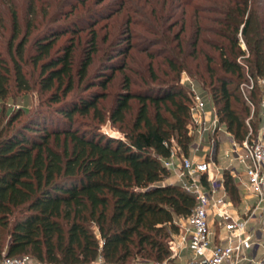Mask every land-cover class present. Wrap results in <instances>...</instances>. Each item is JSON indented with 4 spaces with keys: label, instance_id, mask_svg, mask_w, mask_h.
Here are the masks:
<instances>
[{
    "label": "trees",
    "instance_id": "1",
    "mask_svg": "<svg viewBox=\"0 0 264 264\" xmlns=\"http://www.w3.org/2000/svg\"><path fill=\"white\" fill-rule=\"evenodd\" d=\"M52 1L55 10L30 45L29 59L39 69L35 80L31 81L24 69L27 35L9 44L7 56L0 50V99L13 89L27 91L38 86L46 104L24 119L19 118L23 115L20 109L7 118L0 109V254L3 250L8 255L27 253L45 264L91 263L98 257L108 264L171 260L167 238L178 230L175 219L189 215L195 204L194 195L179 182L167 181L170 171L161 161L169 155L172 140L179 153L188 154L193 138L191 91L180 85L179 74L185 70L209 89L218 122L235 140L242 141L248 131L246 102L257 103L258 94L264 98V87L256 83L249 97L240 90L246 77L264 79V0H143L139 8H144L145 2L150 4L144 11L133 8L132 0L104 3L100 9L96 6L104 0ZM181 3L191 6L194 17L186 39L182 25L172 30L182 18V10L181 16L175 14ZM122 8L125 31L131 11L151 19L146 29L154 38L145 39L163 46L159 52H164L160 54L172 74L158 85L142 89H131L125 76L107 118L121 124L131 98L138 101V108L133 123L121 129L124 136L114 137L91 123L83 129L76 125L77 115L92 114L100 122L104 120L105 113L98 107L102 91L90 90L71 99L66 96L74 88L75 78L84 79L98 50L93 26ZM9 9L15 36L18 16L12 5ZM26 12L36 15L33 7ZM170 18L173 20L168 22ZM79 21L86 22L90 33L74 68V39L53 49L59 35L70 31L75 36L80 31ZM241 38L246 49L241 48ZM115 41L111 48L117 51L109 53L103 66L112 71L126 64L117 66L112 60L128 54L134 46L128 32L113 45ZM142 46L150 56L147 45ZM209 49L216 51L215 55ZM199 55L202 62L189 67V57ZM110 75L102 73L87 88L96 84L104 89ZM51 117L62 118L65 125L47 126L46 119ZM260 119L264 123V108ZM224 185L231 199L238 201V187L227 169Z\"/></svg>",
    "mask_w": 264,
    "mask_h": 264
},
{
    "label": "rangeland",
    "instance_id": "2",
    "mask_svg": "<svg viewBox=\"0 0 264 264\" xmlns=\"http://www.w3.org/2000/svg\"><path fill=\"white\" fill-rule=\"evenodd\" d=\"M33 4H30V0H0V17H2L3 21L0 22V50L4 55L7 56V47L10 43L16 44L18 40L24 35H27L26 38V46L24 51V69L28 76V78L35 80L38 76L39 69L34 64L31 63L29 59L30 55V45L31 42L37 33V31L43 26V23L46 22V18L50 17L52 11L55 10L54 1L52 0H32ZM52 1V2H49ZM114 1L119 4V0H104L96 7L100 9V7L104 4H110ZM198 1V0H196ZM143 0H132L130 2L133 8L139 9L140 11H144L148 9L149 3L145 2L144 8H139L140 4ZM200 3H208L205 0H200ZM177 4V3H176ZM10 5L13 6L14 10L17 13L18 21H17V32L16 35L13 36L11 32V20H10ZM31 5V6H30ZM114 5V4H112ZM33 7V10L36 11V15L30 16L26 11H29ZM46 11H43V9ZM64 9H68V6H64ZM183 11L181 20H176V24L173 26L172 30H178L180 26H183L182 34L185 35V39L188 37L190 31L193 29L192 22L194 21V17L192 15V10L190 5H182V3L178 6L177 12L175 13L177 16L178 14L181 16L180 11ZM45 12V14H42ZM74 13H80V11L75 10ZM125 8H122L116 14L111 16L108 20L104 18H100L99 21L93 26V28L97 32V46L98 50L93 54V60L90 64L87 74L83 80H77L75 78L74 88L67 94L66 98L71 99L72 97L84 94L90 90H98L102 91L103 96L98 100V107L102 113H105V118L103 121H99V118L96 116H92V114L88 116H76L77 124L80 127L86 128L87 123H91L93 125L98 126V130L106 135L114 136V137H123L124 133L121 129L131 125L133 123L134 117L137 112L138 108V101L135 98H131L129 100L130 107L126 111L125 119L122 123H112L107 118L108 110L112 107L117 92L123 89V83L125 76H128L130 79V88L131 89H142L145 85H158L162 80L164 81L169 77L170 73L168 64L163 57L164 52L162 51L163 46L161 45H154L145 39L149 37L150 39L154 38V35L148 31L147 25L151 24V19L143 17L139 15V13L131 11V21L129 24V29L125 31L124 28V15ZM100 14V15H99ZM98 15L101 16V12ZM81 15V14H80ZM179 16V17H180ZM31 17V18H30ZM71 18H75L77 16H70ZM30 18L31 26L28 27L27 21ZM71 18H68L70 20ZM124 19V20H123ZM68 21L66 18L64 19ZM173 20L170 18L168 22ZM63 21V20H60ZM88 21L87 19L85 20ZM86 22L79 21L78 27H82L75 36H72L73 33L67 31L59 35L55 41V46L53 50H56L62 47L64 44L70 43L72 39H74V68L78 67L79 62L82 58V51L87 45V37L90 33V28L87 26ZM159 27V26H158ZM124 31V32H123ZM160 31V29H159ZM126 32L130 33V41L133 43V47L129 49L128 54L126 55H117L112 61H114L117 66L120 63L126 62L124 64L123 69H116L114 71L110 70L109 68H103L105 66L106 61H108V55L113 51L111 48V44L116 39H120L126 36ZM117 36V37H116ZM13 37V38H12ZM115 40H112V38ZM116 40V41H117ZM116 41L113 45L116 44ZM142 45H147L146 51H150L151 55L144 50H141L140 47ZM185 50L188 49V45L186 43L183 44ZM143 47V46H142ZM241 48L246 49V44L244 39L241 38ZM117 50L114 49L113 52ZM209 51L215 55L216 51L209 49ZM162 53V54H160ZM166 53V52H165ZM183 55V54H181ZM189 67H193L196 62H202V58L199 55L197 58L192 59L189 57ZM151 65V68H149ZM155 73L157 76L156 78H152L153 74ZM168 72V75L166 74ZM102 73L111 74L110 80L107 82V85L104 89L101 86L93 84V86L87 88L88 83H96L101 77ZM179 83L183 86L184 90L190 91V85L193 83L195 89L200 92L206 100H208L207 108H210L212 105L211 96L209 93L208 88H203L202 82L198 80L196 76H190L189 73L185 70L181 71L179 74ZM255 84L258 87H264V79L261 77H252V78H245L240 85V90L245 97L250 94V90L252 87L249 85ZM254 86V85H253ZM259 94L256 96L257 103L250 104L246 102L247 106L249 107V114L245 117V123L247 125V133L246 136H250L251 138H255L260 134L262 131V127L264 126L263 120L260 119L262 115V109L264 108L263 100L264 98H258ZM46 107V104L43 103V99L40 95L38 86H33L30 90L27 91H17L12 90L5 98L0 99V109H4V116L7 118L10 114L18 109L21 110L22 114L19 118L24 119L29 113L34 111L37 108ZM152 111V109H150ZM254 128H253V123ZM46 125L51 126H60L63 127L65 122H63L62 118H48L46 119ZM119 125L120 126L119 128ZM218 126L220 128H218ZM126 129V128H125ZM190 132L193 135L191 141V147L188 154L196 153L200 157L204 158H211L218 162L222 167H225L228 164V160L224 155V150L229 146V140L232 135L226 130L225 125L223 123L217 122L216 128L212 126L209 127L203 134L202 138H199L198 133L196 131V127L194 125H190ZM214 129V130H213ZM226 131L228 133H226ZM230 134V135H229ZM218 152V153H217ZM226 169V168H224ZM240 169V166H239ZM233 201L235 208H238L239 200ZM177 219V218H176ZM257 236L259 239L260 244L258 245L257 250L253 253L256 255L257 264H264V234L257 232ZM172 259V258H171ZM38 261V260H37ZM171 261V260H170ZM173 262V263H172ZM172 264H177L174 260ZM38 264H45L43 262L38 261ZM91 264H96L91 262ZM128 264H138V262L131 261Z\"/></svg>",
    "mask_w": 264,
    "mask_h": 264
},
{
    "label": "built area",
    "instance_id": "3",
    "mask_svg": "<svg viewBox=\"0 0 264 264\" xmlns=\"http://www.w3.org/2000/svg\"><path fill=\"white\" fill-rule=\"evenodd\" d=\"M249 86H253L252 82ZM190 91V125L196 127L199 138H202L209 127L216 128V109L213 104L207 108L208 100L193 83ZM248 102L252 104L250 100ZM229 143L224 150L229 160L227 167L196 153H179L180 148L173 140L169 155L161 159L162 164L177 175V182L195 197L190 214L175 219L178 230L167 238L170 258L178 257L187 248L192 255L190 264H257L253 254L260 244L257 232L264 234V126L255 138L247 135L242 141H237L231 137ZM224 168L238 187V208H235L225 188ZM214 223L222 230L221 233L214 232ZM94 263L108 264L103 263L101 257ZM0 264H38V261L27 253L8 255L3 250ZM140 264L172 263L163 259Z\"/></svg>",
    "mask_w": 264,
    "mask_h": 264
},
{
    "label": "crops",
    "instance_id": "4",
    "mask_svg": "<svg viewBox=\"0 0 264 264\" xmlns=\"http://www.w3.org/2000/svg\"><path fill=\"white\" fill-rule=\"evenodd\" d=\"M208 116H209V113H207V117ZM226 133H228V132L226 131ZM227 160H228V158H227ZM228 165H229V160H228V164L225 167H227ZM237 168H238V166H237ZM167 181H169V182L178 181L177 175L173 172H170L169 176L167 177ZM212 228H213L215 233H218V232L221 233L220 231H222L219 229L218 225H216L215 223L213 224ZM191 258H192L191 252L187 248H185L180 252V255L178 257L172 258L171 262L174 260L177 264H190ZM138 264H140V262Z\"/></svg>",
    "mask_w": 264,
    "mask_h": 264
}]
</instances>
